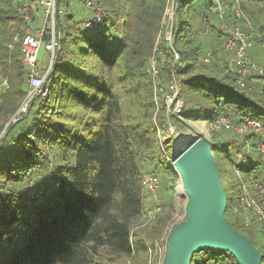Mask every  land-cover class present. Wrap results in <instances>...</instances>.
Masks as SVG:
<instances>
[{
	"label": "trees",
	"instance_id": "obj_1",
	"mask_svg": "<svg viewBox=\"0 0 264 264\" xmlns=\"http://www.w3.org/2000/svg\"><path fill=\"white\" fill-rule=\"evenodd\" d=\"M110 1L100 0L106 8L100 22L89 28L75 24L77 30L70 36L73 49L64 47L71 30L62 28L61 35L57 20L60 54L47 75L50 85L44 87L49 101L53 97L60 105L37 110L31 123L14 130L12 135L16 125L9 124L0 138V264H117L118 259L150 253L147 241L132 230L143 212V166L148 151L157 164H166L164 158L160 160L158 127L152 120L160 102L164 106L158 88L168 83L175 67L166 58L173 56V44L176 46L182 36L192 35L189 14L196 12V7L206 26L202 35L207 29L212 38L215 35L224 41V33L217 12L213 11V0H176L173 44L161 40L156 47L167 0ZM221 2L227 25L238 24L251 32L252 43L264 44V0H239V16L226 5L231 0ZM5 6L0 7V74L8 77L10 88L1 97L0 118L8 119L29 90L21 42L14 39L23 35L24 5ZM211 16L219 20L218 27L210 23ZM246 19L253 30L244 27ZM189 41L193 43L191 38ZM175 48L179 53L175 72L183 76L182 117L211 124L221 115L229 118L230 126L222 125L218 130H226L234 137L211 141L214 156L227 161L233 170L237 168L250 196L264 209V195L249 181L252 177L264 180V159L256 150L257 134L252 130L243 134L233 128L244 116L264 122V98L259 92H264V74L247 78L253 91L241 89L234 82V66L231 74L221 76L195 71L191 56L197 57L200 47L194 46L192 55ZM215 48L212 46L209 61L206 57L199 61L206 64L218 57ZM150 57H154L158 67L155 79L149 72ZM212 63L216 65L215 61ZM33 103L34 100L29 110ZM131 110H135V115ZM161 110L165 113L164 107ZM167 119L183 124L176 118ZM3 124L0 123V131ZM238 151L244 154L243 160L237 159ZM218 172L221 176L219 168ZM223 188L226 216L243 187L233 181L231 187ZM35 192H40L38 197ZM168 219L164 218L163 224ZM230 225L256 247L251 237L253 229L245 231L250 233L248 236L237 225ZM263 231L258 233L264 234ZM260 247L263 264L264 247ZM190 264L239 263L230 252L203 248L193 254Z\"/></svg>",
	"mask_w": 264,
	"mask_h": 264
},
{
	"label": "rangeland",
	"instance_id": "obj_2",
	"mask_svg": "<svg viewBox=\"0 0 264 264\" xmlns=\"http://www.w3.org/2000/svg\"><path fill=\"white\" fill-rule=\"evenodd\" d=\"M101 3L100 0H96ZM33 0H0V7H7L5 5L10 4L12 7H20V6H28L27 9V17H30V23L31 26L34 28H38L43 23V16L41 14V10L37 7H34L32 4ZM109 3H111L110 0H108ZM239 0H231V3L226 4L228 7H233L234 9L239 6ZM102 11L105 14L106 8L102 3L100 4ZM114 6L113 4H111ZM176 0H167L164 12L161 18V30H159L158 34L161 35V31L164 32L166 29L172 27L175 25L176 22ZM58 7L61 9V13L59 16L60 24H61V35H62V28H67L66 30L70 31L68 38L66 39L67 44L64 42V47L68 49H73L74 46L71 45L72 39L70 36L73 35L75 29L77 30L75 24L79 23V27H82V21L80 22V19L89 16L90 11L88 8L84 6V0H58ZM225 9V7H224ZM200 9L196 7V12L192 13V11L189 14V19L191 22V29H192V35H189L188 33L182 36V40L176 44V46L173 44V47H177L178 49L187 50L186 53L191 54L195 51L194 46L200 47L198 51V55L191 56L192 62L195 64V71H204V72H210L215 75H224V74H231L233 70L234 64L231 62L230 58L232 57V51H223L222 50V37L216 38L215 35L212 38V36L208 35L206 32V35H202V31L206 28V26L202 23L201 20V14H199ZM225 12V11H224ZM186 19V18H185ZM79 20V21H78ZM246 19V22L244 23V27H247L249 30H253L252 26ZM210 23L213 24L215 27H218L219 20L215 17L211 16ZM73 27H70V25ZM168 26V28H166ZM72 34V35H71ZM216 34V33H215ZM192 40V44L189 41L190 38ZM155 46L158 47L162 42L161 39L158 38V35L155 38ZM212 46L216 47L218 57L211 60L210 63H202L199 60H203L205 57L208 58V60L211 59L212 55ZM169 47V46H168ZM176 49V48H175ZM162 53H165V51ZM248 53L252 57V59L259 64L264 65V44H260L258 42L253 41L252 46L248 48ZM162 57V55L160 54ZM187 57V54H184L183 56V62H185ZM154 57H150V64L154 62ZM198 58V59H197ZM205 58V59H206ZM38 63L41 67V69L44 71L46 68V65L49 61V53L43 48V45L39 48L38 54H37ZM169 62H172V57L168 56L166 58ZM165 59H162V62H164ZM213 61H215L213 65ZM55 62V61H54ZM53 62V64H54ZM155 66H157V63H154ZM204 64V65H203ZM25 72L28 70L25 68ZM183 76L179 75V78L181 79ZM169 78V77H168ZM25 84L28 85V90L30 89V84L28 81V75H25ZM6 80L8 84V88L0 89V100L2 95L7 92V90L10 88V82L8 80V77L0 74V84ZM259 81V80H258ZM258 81H255L258 85ZM254 83V82H253ZM45 85L49 86L50 83H48V78L45 79ZM260 86V85H259ZM42 93V92H41ZM36 93L33 97L32 101L34 100V103L29 110V107H27V111L23 114H21L20 118L13 119V116L16 112H18L20 106L22 105L24 99L21 101L20 105L17 107L16 111L8 119L0 118V123L3 124V128L0 131V138L4 137V134L7 130V127L9 124H15L16 127L11 131L10 135H12V132L14 130H19L23 126L29 125L31 122V119L35 116L37 113V110L41 109L43 110L46 108L59 107V103L57 102V99L53 100V97H51L49 101V95L48 92L45 91V96L43 93ZM40 95V96H39ZM44 96V97H43ZM192 94H188V98H191ZM31 101V102H32ZM201 102V101H199ZM29 104V103H28ZM164 107V106H163ZM162 104L160 102L159 109L153 113L152 120L153 122H156V126L158 127L157 131V137L160 144V154L162 153V156H160V160L164 158L166 164L165 166H161L157 164L156 160L152 157V152L148 151V160L144 163L143 171L146 173L143 178L146 177L147 174L150 172L156 173L158 177V187L156 189V192L151 193L149 191H146L144 189V199H143V212L139 219L136 221L135 226L133 227L132 232L139 238H143L147 241V244L149 245V255L147 256H136L131 259H118L117 264H163L164 257L166 254V246L167 241L170 235V232L175 224L185 219V213H186V204L188 201V197L184 192L183 186H182V180L176 171L175 167L173 166V157L175 153L178 151V149L182 146L183 143L189 140L191 135H195L197 133H201L202 135L206 136L210 141H217L216 139H230L233 138V134H228L226 130H216L213 128V124L209 123L205 120H187L183 124L174 123L173 120H168L167 117L163 119V111L161 110ZM51 110V109H50ZM53 111V110H52ZM135 111V110H134ZM133 110L130 111L131 114L135 115V112ZM30 113V115H29ZM138 113V112H136ZM25 114V116H24ZM248 114V113H246ZM29 115V116H28ZM23 116V118H22ZM170 124L173 125L174 132L171 133L169 131ZM231 132H234L230 130ZM12 137V136H11ZM9 139V135L7 137ZM1 139V140H2ZM167 142V143H166ZM212 144V142H211ZM252 151V150H251ZM214 155V152H212ZM159 154V152L157 153ZM254 154V152H253ZM255 158L259 160L257 154H254ZM152 157V159H149ZM215 157V156H214ZM217 161V168H219L221 176L220 179L222 181V185L226 187H231L232 182H237L241 186H246L245 179L242 178L241 174H238L235 172V169L233 170L232 166L227 161H221L219 158H215ZM247 188V187H246ZM40 192H35V197H38ZM240 195V194H239ZM236 196V195H235ZM168 202V203H166ZM166 204H169L168 207ZM235 206V205H234ZM234 206L231 207V211L228 212L227 219L231 224L237 225V227L241 230L248 231L250 229H253L254 233L251 235L253 239L256 242V248L260 251H263L260 246L264 247V234L262 232L258 233V231L263 230V224L258 223V220L256 216L253 214L252 208H234ZM238 210V211H237ZM232 213V214H231ZM244 214V215H243ZM225 216V214H223ZM225 216V218H226ZM248 216L249 219H251L252 227L250 226L246 227L244 226V220L245 217ZM250 216H254L255 219H253ZM164 218H169L164 224L163 220ZM260 221V220H259ZM243 226V227H242ZM256 228V229H255ZM248 229V230H247ZM264 232V231H263ZM248 236H250V233L245 232ZM259 242L260 244H257ZM264 264V260H263Z\"/></svg>",
	"mask_w": 264,
	"mask_h": 264
},
{
	"label": "built area",
	"instance_id": "obj_3",
	"mask_svg": "<svg viewBox=\"0 0 264 264\" xmlns=\"http://www.w3.org/2000/svg\"><path fill=\"white\" fill-rule=\"evenodd\" d=\"M215 5L213 11L217 12L218 17L220 18V28L224 33V41L222 43L224 51H232L231 61L234 64V82L235 85L241 89L247 88L249 91H253L254 87L246 83L247 78L252 74L263 75L264 74V65L256 63L250 54L248 53V48L252 46V34L249 31L242 30L238 24L234 26H229L224 21V7L221 0H213ZM101 4V3H100ZM96 0H84V6L89 9L90 14L87 18L82 21V26L84 28L92 27L94 24L100 22L105 14L102 11L101 5ZM39 7L43 15V23L40 27L34 28L30 23V17H27L28 6L22 8L24 11V26H23V35L18 38H14L21 42V58L23 64L28 70V81L30 84V89L27 93L25 100L20 106L15 119L18 118L20 113L26 112L27 107L31 103V100L36 93H43L45 95V79L53 66L55 61V56L57 50H60V31L58 26V19L61 9L58 7V0H33L30 6ZM236 15H240L241 11L238 8L234 9ZM168 28V26L166 27ZM209 33L206 29L205 33ZM59 33V34H58ZM160 33V32H159ZM158 38L165 41L168 45L172 46L173 44V28L170 27L164 32L161 31V35ZM43 45V48L49 53V61L46 65L44 71L41 69L37 54L39 48ZM172 63L175 66L174 70L169 76V81L165 85L159 86V91L163 97L165 114L167 118H176L177 120L185 123V120L182 117V110L184 106V101L182 97V83L179 76L176 74V70L179 67V53L172 47ZM162 59L165 58V54L161 53ZM154 60V59H153ZM209 61L208 58L205 59ZM155 60L151 63L149 72L153 79L158 75V67L155 66ZM7 81L4 80L0 84V89L7 88ZM263 95L264 92L259 90ZM41 93V94H42ZM29 103V104H28ZM170 120V119H168ZM173 125L170 124L169 131L174 132ZM225 125L230 126V120L227 116L221 115L213 124V128L218 130L220 126ZM234 130L239 133H247L252 130L257 134V143L256 150L261 154L264 159V122L255 117L244 116L242 121L233 126ZM237 159L243 160L245 158L244 154L241 151L236 152ZM235 172L241 174L235 167ZM253 188H255L259 193L264 195V180H257L254 177L249 179ZM158 177L156 173L150 172L142 179V184L144 189L148 190L151 193L156 192L158 187ZM243 187V193L236 196L232 206L234 208H252L253 214L256 218L264 224V209L260 204L250 196L246 186ZM237 210V211H238ZM244 215V214H243ZM252 224L251 219L248 216L245 217L244 225L250 226Z\"/></svg>",
	"mask_w": 264,
	"mask_h": 264
},
{
	"label": "water",
	"instance_id": "obj_4",
	"mask_svg": "<svg viewBox=\"0 0 264 264\" xmlns=\"http://www.w3.org/2000/svg\"><path fill=\"white\" fill-rule=\"evenodd\" d=\"M59 54L57 50L55 61ZM16 115L17 112L13 119ZM213 147L206 136L197 133L173 157L188 201L185 219L170 232L163 264H190L193 254L203 248L230 252L239 264H262V256L252 241L223 215L227 197Z\"/></svg>",
	"mask_w": 264,
	"mask_h": 264
},
{
	"label": "crops",
	"instance_id": "obj_5",
	"mask_svg": "<svg viewBox=\"0 0 264 264\" xmlns=\"http://www.w3.org/2000/svg\"><path fill=\"white\" fill-rule=\"evenodd\" d=\"M37 8H39V7H37ZM40 9V8H39ZM41 10V9H40ZM41 14H42V11H41ZM43 16V15H42ZM85 18H87V17H84V18H82V19H80V22L81 21H83ZM79 21V20H78Z\"/></svg>",
	"mask_w": 264,
	"mask_h": 264
}]
</instances>
